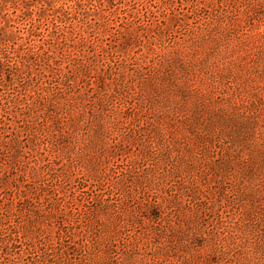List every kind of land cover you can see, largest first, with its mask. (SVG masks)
<instances>
[{
    "label": "rangeland",
    "instance_id": "374dc122",
    "mask_svg": "<svg viewBox=\"0 0 264 264\" xmlns=\"http://www.w3.org/2000/svg\"><path fill=\"white\" fill-rule=\"evenodd\" d=\"M0 264H264V0H0Z\"/></svg>",
    "mask_w": 264,
    "mask_h": 264
}]
</instances>
